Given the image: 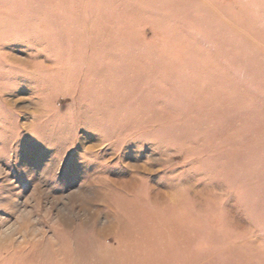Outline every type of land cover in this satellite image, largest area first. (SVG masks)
I'll list each match as a JSON object with an SVG mask.
<instances>
[{
  "label": "rangeland",
  "instance_id": "374dc122",
  "mask_svg": "<svg viewBox=\"0 0 264 264\" xmlns=\"http://www.w3.org/2000/svg\"><path fill=\"white\" fill-rule=\"evenodd\" d=\"M0 264H264V0H0Z\"/></svg>",
  "mask_w": 264,
  "mask_h": 264
},
{
  "label": "bare ground",
  "instance_id": "6f19581e",
  "mask_svg": "<svg viewBox=\"0 0 264 264\" xmlns=\"http://www.w3.org/2000/svg\"><path fill=\"white\" fill-rule=\"evenodd\" d=\"M121 184H122V183H121ZM123 191H124V189H122L121 191H119V192L117 193V195H119V197H122V196H123V198H126L125 195H124V192H123ZM112 228H114V227H112ZM112 228H111V229H112ZM115 228H116V227H115ZM115 228H114V229H115ZM103 230H104V229H103ZM115 230H116V229H115ZM105 231H110V230H105ZM113 231H114V230H113ZM100 232H101V231H100ZM117 232H118V231H117ZM99 234H100V233H99ZM69 242H70V243H69ZM68 243H69L70 246L73 245L71 239L68 240ZM71 247H73V246H71ZM73 250H74V249H73Z\"/></svg>",
  "mask_w": 264,
  "mask_h": 264
}]
</instances>
